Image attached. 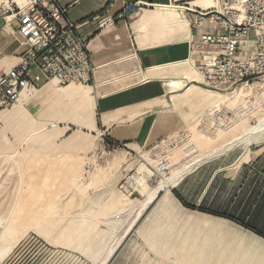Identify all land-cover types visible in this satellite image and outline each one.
Masks as SVG:
<instances>
[{"label": "rangeland", "instance_id": "374dc122", "mask_svg": "<svg viewBox=\"0 0 264 264\" xmlns=\"http://www.w3.org/2000/svg\"><path fill=\"white\" fill-rule=\"evenodd\" d=\"M261 81L249 84L261 89L254 90L255 98L240 95L241 105L257 100L264 104ZM199 87L214 101L224 100L214 116L144 149L110 144L74 128L65 133L55 129L60 131L56 137L45 138L53 127L38 124L23 103L0 110V264H101L106 258L105 264H184L182 255H199L202 264L208 258L210 264H264V173L257 174L256 165L264 133L240 140L194 167L187 165L223 151L256 124L264 109L258 111L254 105L256 113L247 115L226 106L242 86L226 92ZM211 106L201 110V117ZM18 108L21 123L8 118ZM31 130L37 133L29 139ZM199 133L206 137L198 140L204 147L189 156H170L169 167L162 171L148 159L156 160L157 154L164 162L168 149H185ZM259 159L264 165V153ZM60 160L78 165L79 173L56 191L52 183L55 170L63 167ZM114 161L116 166L108 169ZM182 171L178 184L170 188L171 198L164 199L162 190L148 203L152 185ZM95 174L97 181L92 179ZM46 180L48 190L41 187L42 196H33L34 188ZM173 192L194 210L184 207ZM211 213L226 215L255 232ZM8 226L15 234L1 237Z\"/></svg>", "mask_w": 264, "mask_h": 264}, {"label": "crops", "instance_id": "0c3cea01", "mask_svg": "<svg viewBox=\"0 0 264 264\" xmlns=\"http://www.w3.org/2000/svg\"><path fill=\"white\" fill-rule=\"evenodd\" d=\"M57 1L67 9L68 19L80 25L78 36L89 40L94 73L91 85L84 86L90 89L89 97L84 99L91 101L93 107L86 118L81 112L83 99L73 93L76 87L46 84L32 94L25 93L21 100L38 124H56L63 131L74 128L110 144L144 149L180 134L196 120L195 125L199 124L215 108L214 98L207 97L199 87L202 80L195 66L216 53L214 48L200 44L201 36L218 31L208 20L199 28L194 24L195 12L215 8L214 0ZM128 4L142 7L134 15L118 18ZM104 14L112 16L114 23L100 32L93 18ZM257 46L253 39L243 40L242 57L253 53ZM25 49L17 34V23L1 19L0 76L17 66ZM210 104L209 112L201 117V110ZM263 133L264 130L259 131L241 142ZM262 153L264 145L256 157L257 174L264 173L259 159ZM201 160L187 165L194 167ZM183 173L167 192L163 191L165 198H171L170 188L178 184Z\"/></svg>", "mask_w": 264, "mask_h": 264}, {"label": "built area", "instance_id": "2783aa9c", "mask_svg": "<svg viewBox=\"0 0 264 264\" xmlns=\"http://www.w3.org/2000/svg\"><path fill=\"white\" fill-rule=\"evenodd\" d=\"M141 7L128 4L117 16L134 15ZM1 19L17 23V34L26 49L17 66L0 76V110L11 109L22 94H32L46 84L57 88L91 85L94 67L88 54L89 40L78 36L80 25L68 19L67 9L57 0H4L0 3ZM93 20L100 32L114 23L109 14ZM205 20L218 32L203 34L200 39L202 46L216 50L195 66L201 84L226 92L264 81V0H217L215 8L195 12L198 28ZM247 39L258 46L242 57L240 45Z\"/></svg>", "mask_w": 264, "mask_h": 264}, {"label": "bare ground", "instance_id": "6f19581e", "mask_svg": "<svg viewBox=\"0 0 264 264\" xmlns=\"http://www.w3.org/2000/svg\"><path fill=\"white\" fill-rule=\"evenodd\" d=\"M71 85H73V86H76V85H74V84H70V85H68V86H71ZM79 86V85H78ZM262 86H264V85H262ZM67 87V86H66ZM261 87V85H259L258 87H256L255 86V88H252V87H248V86H242L241 87V90L239 91V93H237V94H235V95H230V97H228V95L229 94H226L225 96L226 97H228V99L226 100V102H224L225 104H226V106L227 107H236V108H238V111L237 112H244V113H246L247 115L249 114H255L256 113V109L258 110V111H260V107H261V109H264V104H263V100L261 101V100H257L256 102L254 101V104L253 105H250V106H247V104L246 105H241V104H243V103H240V102H238V100L240 99V95H244V96H255V95H257L258 93L256 92V93H254V90H256V89H261L260 88ZM88 92H90V89H87L86 87H84V86H79V87H76L75 89H74V91H73V93L74 94H76L79 98H81V99H83V101H84V109H82L81 108V112L83 111L84 112V114L86 115V118L88 117V114H90V112H91V109H92V107H93V104H91L92 102L91 101H89V102H86V99H84V97L85 96H87V97H89L88 96ZM25 94V93H24ZM24 94H22V96H21V100H23L22 99V97H23V95ZM264 95V90H263V93H262V95L261 96H263ZM253 96V97H254ZM261 96H257L256 98H260ZM225 97V98H226ZM24 99H25V97H23ZM245 98V97H244ZM244 98H243V100H244ZM255 98V97H254ZM218 99V98H217ZM21 100L19 101L20 102V107H22V102H21ZM256 100V99H255ZM222 101H224V100H216V105H215V108H213L212 110H211V112L205 117V119L206 118H208V117H213L214 115L213 114H215L216 112H217V110H218V105L220 104V103H222ZM254 105L255 106H258L256 109H253V107H254ZM263 107V108H262ZM72 110H73V108H72ZM75 110V109H74ZM77 111L79 110V108H77L76 109ZM255 110V111H254ZM79 112V111H78ZM236 112V113H237ZM235 113V114H236ZM238 114H241V113H237V115ZM235 117V116H234ZM239 118H240V116H238ZM238 117H236L237 119H238ZM247 117V116H246ZM8 118L11 120H14V121H19L20 123L22 122L21 121V119H23V115H22V108H18L17 110H15L14 112H12V114L10 115V116H8ZM86 118H84V119H86ZM241 118H244V117H241ZM8 119V120H9ZM219 119V118H218ZM244 120V119H243ZM208 121V120H207ZM212 121V120H211ZM210 121V122H211ZM241 122V121H240ZM212 125V124H211ZM49 126H51V127H53V129H54V131H53V133H50V134H48V135H46L45 136V138L47 137V138H51V137H56V134L58 135L59 133H60V131H57V130H55V129H58V126L56 125V124H50ZM203 130V129H202ZM214 130V129H213ZM264 130V114H263V116H260V117H258V121L256 122V124L254 125V126H252V127H249L247 130H246V132H244L241 136H239L238 138H236V139H233V140H231L227 145H226V147H225V149H223V150H226V149H229V148H231L233 145H235L236 143H238L240 140H242L243 138H246L247 136H252V135H255L257 132H259V131H263ZM65 131V130H64ZM63 130L61 131V132H64ZM209 131V130H208ZM36 133H37V131H33V130H31L30 132H29V134H28V138L30 139V138H32L34 135H36ZM49 133V132H48ZM38 134H39V132H38ZM192 139H194L193 141H192V144L191 145H189V146H187V147H185V149H182L181 147V150H179L178 148V150L176 149H168V155L167 156H164V157H168L167 158V160H165L164 162H162L160 159L161 158H159V156L157 157V154L155 155L156 156V160H154V158H148L149 160H151L153 163H155V166H156V168H157V170L158 171H162L163 169H165V168H167V167H169V165H170V163H171V157L170 156H180V154H183V155H187V156H189L190 154H193V153H195V151L199 148V146H200V148H203L204 147V144H201V143H198V140H200V142L201 141H204L205 139H206V137H205V135H201L200 133H199V135L196 137V136H194V138H192ZM71 140H73V138L71 139ZM77 142H78V140H76ZM210 141H212V142H214V140H210ZM191 143V142H190ZM182 144V143H181ZM167 145V144H166ZM164 147V146H163ZM162 147V148H163ZM182 147H183V145H182ZM176 148V147H175ZM184 148V147H183ZM165 150V149H164ZM219 151H222V150H219ZM162 152H164V151H162ZM214 152H218V151H214ZM166 153V152H165ZM162 154V153H161ZM214 154H216V153H211V154H208V155H206V156H212V155H214ZM164 155H166V154H164ZM162 157V156H161ZM163 157V158H164ZM195 158V157H194ZM203 157H198V159L197 160H194L195 161V163L196 162H198L199 160H201ZM42 159V158H41ZM115 159V158H114ZM40 162V161H39ZM45 162V161H44ZM60 163H61V166H63L62 168H58V169H56L55 170V175H54V177H53V183H52V187L57 191V189L59 190L61 187H63L62 185H64L65 184V182H70V181H72V179H74L76 176H77V174L79 173V168H78V165L76 166L75 165V163H71V162H65V161H62V160H60L59 161ZM116 162L117 161H114V163H112V164H110L109 166H108V169L109 168H113L114 166H116ZM52 163V162H51ZM59 163V164H60ZM44 164V163H43ZM54 164V163H53ZM55 165V164H54ZM32 166H34V165H32ZM32 166H30V168L29 169H32L31 167ZM112 166V167H111ZM57 168V167H56ZM105 169V168H104ZM107 169V168H106ZM143 168H141L140 170H142ZM27 170V169H26ZM101 171V170H100ZM101 172H103V171H101ZM101 172H99V173H101ZM106 172V171H105ZM49 173H52V172H49ZM46 174V173H45ZM179 174H180V172H177V173H174L172 176H170L169 178H167V179H165L164 181H160V182H156V184H154V185H152L154 188H153V190H152V192H151V194L148 196V203L149 202H151L154 198H155V196L157 195V193L159 192V191H164V192H167L168 191V189H169V186L171 185V184H173V183H175V181H176V179L178 178V176H179ZM98 175H101V174H98ZM103 175V174H102ZM50 176H51V174H50ZM48 177V176H47ZM98 177H97V175L95 174V176L92 178L93 180H96ZM49 179V178H48ZM100 179V178H99ZM49 181H50V179H49ZM97 181V180H96ZM52 182V181H51ZM68 182V183H69ZM48 183H47V180L46 181H43V184H42V186H40V187H38V188H34L35 189V191L37 192H33L34 193V195H33V193H32V195L33 196H35L36 195V197L38 196V197H40V196H42V192H40V190L41 189H43L44 187L45 188H47V185ZM67 184V183H66ZM41 185V184H40ZM131 185H133V187H136L137 185L136 184H131ZM37 187V186H36ZM41 187H43V188H41ZM50 187V186H49ZM51 187V188H52ZM52 188V189H53ZM47 190H48V188H47ZM61 190V189H60ZM42 191V190H41ZM50 191V190H49ZM52 192V191H51ZM36 193V194H35ZM43 194H44V192H43ZM50 194V193H49ZM167 196V195H166ZM164 199H168V197L167 198H164ZM26 204H28L27 202H26ZM30 204V203H29ZM28 204V205H29ZM31 205V204H30ZM27 206V205H26ZM170 207V206H169ZM28 209V208H27ZM26 209V210H27ZM173 209V208H172ZM25 218V217H24ZM16 220V219H15ZM12 223H14L15 221H14V219H12ZM16 222H17V220H16ZM125 229V228H124ZM128 232V231H127ZM15 234V230H14V228L13 227H11V226H8L6 229H5V231L4 232H2L1 233V237H6V236H11V235H14ZM117 247V246H116ZM113 248V247H112ZM112 250V249H111ZM114 250V249H113ZM111 252V251H110ZM108 255H109V253H108ZM182 257H183V259L181 260L184 264H202L203 262V260H202V258L198 255L196 258H194V256H187V255H182ZM106 260H107V258L103 261V262H101V264H105V262H106ZM206 264H210V262H209V258L207 259V261H206Z\"/></svg>", "mask_w": 264, "mask_h": 264}, {"label": "trees", "instance_id": "16d2710c", "mask_svg": "<svg viewBox=\"0 0 264 264\" xmlns=\"http://www.w3.org/2000/svg\"><path fill=\"white\" fill-rule=\"evenodd\" d=\"M173 194H174V196L182 203V205L184 206V207H186V208H188V209H191V210H194V208H192V207H189L187 204H185L182 200H181V198L179 197V196H177V194H175L174 192H173ZM201 212H203V210H200ZM209 213V212H208ZM211 214H213L214 216H218V217H222V218H225V219H228V220H232V221H235V220H233L232 218H230V217H227L226 215H221V214H215V213H211ZM235 222H237V221H235ZM238 223V222H237ZM238 224H240V225H242L243 227H245V228H247V229H249V230H252L251 228H249V227H247V226H244L243 224H241V223H238ZM252 231H254V230H252ZM255 232V231H254ZM257 233V232H256ZM259 235V234H258ZM260 236H262L261 234H260ZM263 237V236H262Z\"/></svg>", "mask_w": 264, "mask_h": 264}]
</instances>
